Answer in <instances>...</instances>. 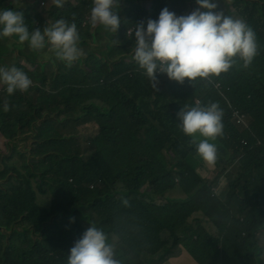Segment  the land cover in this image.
Here are the masks:
<instances>
[{
	"label": "trees",
	"instance_id": "1",
	"mask_svg": "<svg viewBox=\"0 0 264 264\" xmlns=\"http://www.w3.org/2000/svg\"><path fill=\"white\" fill-rule=\"evenodd\" d=\"M179 4L176 0H144L142 6L134 0L126 3L127 61H75L71 67L64 62L65 71L58 65L54 73L32 77L38 83L28 89L38 94L34 100L19 90L9 95L3 84L0 134L7 150L22 137L31 138V149L24 157L13 147L12 153L21 155L19 164L4 162L0 172V219L15 218L26 227L8 237L0 264H67L72 243L91 225L107 235L120 264H166L185 252L202 264H264L260 246L264 233V0H238L222 12L254 31L257 55L251 64L245 67L235 58L226 73L183 84L160 73L158 91L153 90L145 70L133 59L136 41L129 31L141 22L146 28L147 21L157 20L164 8L181 16ZM91 6L92 0H64L62 7H50L49 15L53 19L64 14L68 24L82 29L79 45H87L91 35L83 29ZM197 7L192 5L186 15ZM56 21H46L45 27ZM115 50L113 46L108 53ZM25 61L34 59L26 55ZM212 103L222 111L223 134L209 142L225 152L245 148L249 158L244 172L228 181L224 200L213 189L235 160L230 157L212 181L201 177L196 168L199 140L193 142L183 133L177 117L182 108ZM66 111V119L81 123L92 116L99 125L94 143L87 142L93 151L88 160L63 153L52 146L55 138L39 130ZM235 111L247 117L248 128L238 129ZM111 134L116 137L113 147L108 144ZM36 190L50 200L49 208L37 203ZM174 191L184 195L180 201H161Z\"/></svg>",
	"mask_w": 264,
	"mask_h": 264
},
{
	"label": "clouds",
	"instance_id": "2",
	"mask_svg": "<svg viewBox=\"0 0 264 264\" xmlns=\"http://www.w3.org/2000/svg\"><path fill=\"white\" fill-rule=\"evenodd\" d=\"M62 7L64 0H52ZM198 7L189 15L176 16L167 8L161 10L157 20L149 19L146 28L141 22L134 29L135 50L133 59L145 70L151 87L158 91L157 72L183 84L220 76L235 62L243 61L247 67L257 55L254 31L242 20L233 19L222 12L213 11L217 5L212 0H196ZM119 0H92L90 24L92 27L117 32L120 18L116 13ZM206 9L207 11H201ZM16 37L20 44L28 42L33 50L48 52L71 67L84 53L79 45V34L75 23L57 20L51 27L41 31L36 28L29 33L23 13L16 10H0V38ZM0 83L12 95L15 91L26 92L32 84L27 74L12 67L0 68ZM4 111H9L7 103ZM183 133L196 141L197 155L212 167L217 159V149L210 140L223 134L222 111L218 104L207 107L196 106L177 113ZM67 264H120L114 245L101 229L90 226L82 238L70 249Z\"/></svg>",
	"mask_w": 264,
	"mask_h": 264
},
{
	"label": "rangeland",
	"instance_id": "3",
	"mask_svg": "<svg viewBox=\"0 0 264 264\" xmlns=\"http://www.w3.org/2000/svg\"><path fill=\"white\" fill-rule=\"evenodd\" d=\"M212 2L217 5V7L213 11L226 12L224 6L218 4L217 2H214V1ZM50 6L51 4L43 9H49ZM115 11L116 13L118 12L117 9ZM1 49H2V46H0V58L5 55L3 53L5 52V50H1ZM81 49L83 50L84 54L78 60H83V62L86 61L88 64H91L94 60V57L93 55H90V53L93 52L94 55L99 56L102 48H101L100 43L93 42L91 43V45L87 44ZM45 50L47 52L45 53V56L47 57V60H48L47 63L50 67L49 69H55L56 65L53 66L54 62H50V58L55 57V55L51 52H48L47 46L45 47ZM58 63H59L60 68L65 71L66 69L64 65L65 63L63 61H58ZM0 89H1V86H0ZM46 89L50 90L49 87H47ZM25 94L28 96L30 100H34L38 97V94L33 93V92L30 93L28 90L25 92ZM54 114H55V110L51 112V116H53ZM68 114H69V111L59 112L56 115V119L50 118L49 124L47 126L41 127L39 130L40 132L47 133L49 137L55 138L56 141L52 143V146L56 147L63 153L67 155H71V156H80L81 158L88 160L93 155V151L91 148L87 147V142L91 141L94 143V141L96 140L95 137H97L100 132L99 125L97 124V122H95L92 116L88 117L85 121L78 123V120L66 119ZM75 114L77 113H74V115ZM245 121L247 122L246 119ZM236 125L240 131L243 130L244 128L243 125H239L238 123H236ZM63 138H65V140H62ZM115 138L116 137L113 136L112 134L108 138V144L111 147L115 145L113 141ZM200 139H203V137L197 136V140H200ZM30 140L31 138L22 137L18 141L11 144V150H7V146L5 145V139L0 134V172L4 169V162L19 164V160L21 157L20 154H23L24 157L28 156L30 149H31ZM99 145H100V142H99ZM242 145H244L245 147V140H242ZM15 146L18 148V151L20 154L14 155L12 153V149ZM216 149H217V159H216L214 166L209 167L208 165L204 163V161L201 158L198 159V166H196V168L200 176L203 178L211 179L212 181L217 175L218 169L225 168V163L230 157L232 161L235 160V162L231 165L229 169L230 172H234L235 169L239 167V165L246 166V164L249 162V160H247L249 158H246L248 151H246L245 148H242V150L240 151H237L239 149L236 148L237 150H228L227 152L220 149L219 147H216ZM248 149L251 150L252 148L249 147ZM225 154H228L229 156L227 158H224ZM235 154H238V156ZM242 172L244 171H241L240 173ZM0 182H3L1 178H0ZM220 184H221L220 186L221 190L219 191L218 188H214L213 192L217 196H219V198L224 200L228 197V192H229L228 180L225 176L222 177ZM36 193H37V198H38L37 203L42 208H49L50 203H51L50 200H48L47 197L42 195L38 190H36ZM183 196H184L183 194L177 193L174 191V192L168 193L167 195H164L161 198V201L163 203L180 201V199ZM260 246L264 251V233L260 234ZM263 261H264V256H263ZM166 264H202V263L198 261L189 252H185L181 256L168 261Z\"/></svg>",
	"mask_w": 264,
	"mask_h": 264
},
{
	"label": "flooded vegetation",
	"instance_id": "4",
	"mask_svg": "<svg viewBox=\"0 0 264 264\" xmlns=\"http://www.w3.org/2000/svg\"><path fill=\"white\" fill-rule=\"evenodd\" d=\"M40 0H0V10H16L23 13L24 16V23L28 26H31V29H28L29 33L33 32L36 28H39L43 31L45 27V22L48 21L49 23L52 20H59L66 18L64 14H57L52 17L49 15V9H40L38 7V2ZM130 0H120L119 6L116 8L118 10L117 14L120 18V25L117 32H112L110 30L104 29L103 26L97 25L96 27H92L90 24V17H88V22L84 25L85 31H87L91 38L87 40L86 43L90 44L93 42H98L101 44V51L100 55L96 56L93 52L90 55L94 57V64L97 63L96 60L103 63L106 59L111 60L112 62L121 63L122 61H127L129 59V55L126 52V41L127 38L124 35V27L128 22V15L125 11L126 3H129ZM144 0H134L135 5L142 6V2ZM179 1L180 4L178 9H180L181 16L186 15L192 9V5L197 4L196 0H187L184 4ZM217 2L218 4L225 7V11H228L229 8L232 7V4L238 2V0H212ZM148 5L151 3H147ZM54 5L51 2L52 7ZM78 33L82 32L81 30H77ZM129 34V33H128ZM134 34V33H132ZM129 34V36H132ZM101 41V42H100ZM0 46H2L1 50H5L3 52L5 55L0 58V68L10 69L12 67H23L24 71L26 72L27 76L32 81V86H36L35 79L32 77H41V73H54L57 71V67L59 65L58 61H61L56 56L50 58V62H54L53 66L56 65L55 69H49V65L47 63V57L45 56L46 50H33L29 47L28 42L20 44L16 37H9V38H0ZM80 48H83L86 45H78ZM116 46V50L108 53L112 50V47ZM107 52V53H106ZM28 55L29 57L33 58V62L25 61V57ZM80 63H83V60H78ZM46 62L43 66H40L42 63ZM49 62V64H50ZM58 63V64H57ZM85 112H87L85 110ZM26 227H22L19 225V222L16 221L15 218H12V221L7 222L5 220L0 219V256H4L5 248L8 244V237L15 232L22 231ZM15 242L17 244L20 243V239L16 238ZM26 240L23 238V246L22 249L24 250Z\"/></svg>",
	"mask_w": 264,
	"mask_h": 264
},
{
	"label": "built area",
	"instance_id": "5",
	"mask_svg": "<svg viewBox=\"0 0 264 264\" xmlns=\"http://www.w3.org/2000/svg\"><path fill=\"white\" fill-rule=\"evenodd\" d=\"M52 0H40V7L41 8H45L47 6H49L51 4ZM135 29V28H134ZM134 29L130 30L129 33H133L134 32ZM159 72H157V76H159ZM0 86H1V91H3L4 87H3V84L0 83ZM220 89V87L218 88ZM233 118L235 120L236 123H238L239 125H243L244 128H248V122L245 121V119L247 120V117L242 114L241 112L239 111H235L234 114H233ZM90 143V142H89ZM95 186L92 185L91 188L93 189Z\"/></svg>",
	"mask_w": 264,
	"mask_h": 264
},
{
	"label": "crops",
	"instance_id": "6",
	"mask_svg": "<svg viewBox=\"0 0 264 264\" xmlns=\"http://www.w3.org/2000/svg\"><path fill=\"white\" fill-rule=\"evenodd\" d=\"M246 169V166H240L239 165V167H237L236 169H235V171L234 172H230V170H228L226 173H225V177L227 178V180L229 181L230 180V178L233 176V174H235V173H237V172H241V171H244ZM222 180V178L220 179V181ZM220 181H219V184H218V187L217 188H219V191L221 190L220 189V186H221V184H220ZM82 238V237H81ZM80 238H78L77 240H79ZM77 240H75L73 243H72V245L74 246V243L77 241Z\"/></svg>",
	"mask_w": 264,
	"mask_h": 264
},
{
	"label": "water",
	"instance_id": "7",
	"mask_svg": "<svg viewBox=\"0 0 264 264\" xmlns=\"http://www.w3.org/2000/svg\"><path fill=\"white\" fill-rule=\"evenodd\" d=\"M81 209H82V207H79V208H78V210H81Z\"/></svg>",
	"mask_w": 264,
	"mask_h": 264
}]
</instances>
